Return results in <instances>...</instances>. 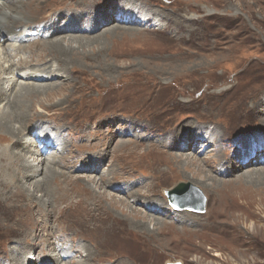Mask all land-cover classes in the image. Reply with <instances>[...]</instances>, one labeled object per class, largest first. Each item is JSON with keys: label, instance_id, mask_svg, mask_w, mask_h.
<instances>
[{"label": "rangeland", "instance_id": "1", "mask_svg": "<svg viewBox=\"0 0 264 264\" xmlns=\"http://www.w3.org/2000/svg\"><path fill=\"white\" fill-rule=\"evenodd\" d=\"M112 1L29 0L17 5L25 10L18 14L21 24L17 32L30 31L20 42L22 53L14 60L42 50L51 58H63L49 50L45 43L39 44L41 36H34L39 30L37 26V30L27 26L33 24L29 22L32 19H39L37 12L46 6H51L46 14L49 11L58 14L66 12V5L81 3L85 18L89 13L93 19L96 16L113 18L101 30L86 37L76 36L85 39L96 36L97 41L85 46V53L80 49L73 63H61L67 74L63 73V79H20L25 83L56 87L55 91L39 96L38 103L30 105L32 116L27 117H35V120L37 116H47L55 130L61 128L60 137L50 134L54 142L45 156L49 158L61 149V138L74 145V149H90L87 153L74 150L67 154L69 146H65L66 157L79 154L71 157L72 163L70 158L50 157L54 162L59 160L56 169L77 180L69 185L66 181L61 183L60 179L51 181L53 194L61 190L63 196V188L69 189V193L73 187L84 194L63 200L51 216L48 231L59 236L73 235L75 249H80L82 254L90 252L89 264H94L95 261L90 260L98 257L102 263L96 264H264V123L259 118L264 115V0ZM106 4L112 7L102 16ZM60 7L63 9L57 10ZM125 8L137 9L148 20L140 23L136 20L140 16L137 14L136 22L118 21ZM101 18L97 22H101ZM35 25L44 26L43 23ZM115 25L120 28L107 34ZM49 37L45 40L68 36ZM16 42L14 44L18 45ZM2 51L3 44L1 57ZM14 75L7 72L2 76ZM41 121H36L40 127L37 132L33 131L35 135L45 126ZM185 123L192 128L182 133L179 130ZM187 133L200 138L192 151L194 154L189 148L182 152L164 144L165 139L175 136L174 147L185 141ZM26 134L24 132L22 137L28 139ZM206 139L212 142L207 148ZM122 140L124 146L118 144ZM105 150L109 153H100ZM81 153L94 162L96 173L84 171L80 164L71 167ZM173 153L194 156L196 163L189 167L171 164L168 155ZM32 156L26 153L28 160H32ZM96 156L100 158L95 159ZM35 157L43 162L40 156ZM219 157L229 158L231 166L248 159L254 164L241 168L236 174L230 171L228 175H217L201 162L204 158ZM1 167L2 164L0 259L7 260L3 264H11L10 246L23 233L18 221L16 223L17 213L26 208L23 213L32 210L33 218L37 219L35 209L39 206H32L33 200L25 195L29 187L32 192L30 179L20 185L24 189L22 196L8 198L5 190L8 191L7 185L13 182L9 177L14 174L11 171L6 174ZM218 167L223 173V167ZM109 168L114 169L112 175L115 176L111 184L102 187L82 180L100 176L110 179L112 170L109 173ZM214 174L216 176L212 177ZM35 179H41V175ZM123 182L131 183L129 190H124L127 184ZM179 182L191 184L184 193H177L180 200L190 201L198 189L205 198L204 211L175 209L169 203L165 191L173 190ZM9 192L15 193L16 188L11 186ZM131 192L140 196L133 204ZM98 193H104L105 197H97ZM35 196L41 198V192H35ZM145 202H158L156 208L160 213L153 208L148 210ZM22 222H30L29 214ZM41 247H45V242L41 241L35 249L28 247L33 252L29 254L26 250L21 258L32 261L36 256L43 257ZM79 256L76 254L73 261L80 259ZM55 258L52 257V263Z\"/></svg>", "mask_w": 264, "mask_h": 264}, {"label": "bare ground", "instance_id": "2", "mask_svg": "<svg viewBox=\"0 0 264 264\" xmlns=\"http://www.w3.org/2000/svg\"><path fill=\"white\" fill-rule=\"evenodd\" d=\"M28 2H29V0H3V2L0 5V46L3 44L2 57L0 56V60L2 61V62H0V133H1V135H0V165L2 164L1 169L6 170V174L9 171H11V174H14L13 177H9V179H12L13 182H11V184L9 186L7 185L8 191L5 190V193H8V198L11 197V199L13 196H22V192L24 191V189L22 186L20 187V185L23 181L25 182L26 180L30 179L29 184L32 185V192H29V190H28V189H30V187H29L26 190L25 195H27L29 199L33 200L32 206L33 205L39 206L38 208L35 209V216L37 217L38 220L36 218H33L34 216H32L33 215L32 210L31 211L28 210V211H25V213H23L24 210L26 209L25 208L24 210L22 209L23 212L17 213L16 218H18V219L16 220V223L18 221V223H19L18 225L20 227H22L23 233H21L20 236L18 235L17 239L14 242V245L10 246L11 247L10 251L13 252V256H12V258L10 257L11 259L9 261L11 264H20V263L21 264H89L88 260L90 259V257H92V256H90L91 255L90 252L87 251V254H86V252L84 254H82L80 249L79 250L75 249L76 242L75 241L73 242V240H75L73 238V235L70 236L68 233H66V235L62 234L61 236H59V235H56L57 233H55V232L52 234L50 232L51 230L48 231L47 225L50 228V223H51L50 221H52L51 216H53L52 214L54 211H57L59 209V205L61 203H63L64 199H66V198L67 199L68 198L74 199L77 196L83 197V194H84V193L83 194L81 193L82 192L81 190L74 188V187L70 188L71 190L69 191V193H68L69 189L67 190V189L63 188L62 189L63 193H64L63 196H61L62 195L61 190L59 191L58 194H56V195L53 194L54 189L50 185L51 181H53V180L55 181L56 179H60L61 183L66 181V184L69 185V183L75 182L77 180H74L71 177V175L67 174V172L65 173V172H62V171H59L58 169H56L55 164H57L56 162L59 160L54 162L55 160H53V158L50 159V157L59 156L63 160V157L65 159L66 155L69 154L70 152L74 151V150L87 153V151L90 149H87V148H79V150L74 149V147H75L74 145H70L67 141H65L63 138H61V141L59 142V144L61 145V147H60L61 149L58 152H55V155H52V156L49 155L50 157L47 158L45 156V154H47L46 152H48L50 145L54 142V141L50 140V134L54 135L55 137H60L58 135L62 132V131H60L61 128L59 127L58 130H55L54 127L48 123V120L46 119L47 116H45L44 118H41V116H37V119H35V120H34L35 117H33L32 119L27 118V117L32 116L31 115L32 113H30V109H31L30 105L32 106L35 102L38 103L39 102L38 101L39 96L41 97L42 95H44L46 93L48 94L52 91H55L56 87H53V88L52 87H44V86L38 85L36 83H25V82L20 81V79L21 78L26 79L27 81H29V79H31L32 81H50V80H55L56 78H60L59 80L63 79V77H64L63 73L65 75H67V74H66L64 68L62 67L61 63L63 62V64H65V65H67L66 63H73V57L76 58L80 54V49L82 50V52L85 53V51H84L85 46H88L89 44L96 42L97 37L93 36V38H91L89 36V38H87V39H85L84 37H86L87 34L96 32L97 29H100L103 25L107 24L110 20L113 21V18L106 17L104 19V18H101V16L100 17L96 16V18L93 19L94 16H92V14H90V13L87 14L88 17L85 18L86 16L84 14L83 7H82L81 3H75L74 2V3H71L70 5H66L64 7L66 12L65 13H58V14H56V12L52 14V12H50V11L46 14V10L48 8H51V6H49V7L46 6L44 9H40L37 12L36 15L39 18L38 20L32 19L29 22H31L33 24H29L30 26L27 24L26 25L28 26V28H31L32 30L33 29L35 30L36 29L35 26H37V28H39V30L34 33V36L36 38L41 36L42 40L39 44L45 43V45H47L50 48L49 50L55 51L56 55H59V56L62 55L64 59L63 58L60 59L59 57L51 58L52 56L49 57L50 54L49 55L44 54L43 50H42V51H36L34 53L35 56H34V54L32 56L27 55V54L25 56H20V54H19L20 57L17 60H14V57L17 58L16 55H18L19 52L22 53V50H21L22 45L20 44V42L23 40V37L28 34L27 32L29 30L28 29L27 32H26V30H23L22 33L17 32V30H18V28H20L19 26L21 24L18 22V19H17V18H19L18 14L21 15L25 12V10L22 7L20 9V7H17V5L18 4L24 5ZM111 4H106L105 6H103L102 16L105 13L107 14V11L112 7ZM130 4H132V3H130ZM61 9H63V8L60 7L57 10H61ZM118 9H120V8H118ZM79 11H81V12L78 13ZM134 12L135 11L132 9L125 8L124 10H122V12H121L122 17L118 18V21L126 22V24L133 23L134 21L136 22V20H134ZM79 14H81V15H79ZM61 16L63 18H61ZM143 17H145V15H143ZM100 18H101V20H100L101 22H97L98 19H100ZM137 20H138V18H137ZM81 22L86 23L84 27H83L84 23L82 24V26L79 25ZM122 22H120V23H122ZM35 23H43L44 26L43 25H40V26L35 25ZM115 26L111 27V29H108L106 31V33L107 34H113L114 32L117 31L116 29L120 28V27H118V25H115ZM121 28H123V27H121ZM85 30H87V31H85ZM44 31L50 32L51 35H50V33L45 34ZM5 32L8 33V35L5 34ZM59 34H65L68 37L67 38L60 37L59 39L57 38L54 40L53 39L52 40L51 39L45 40L46 37H49V35H50L49 38H55V36H57ZM78 35L79 36L83 35L84 37H76ZM16 41L19 42L18 45L14 44V42H16ZM11 52H13V53H11ZM68 55H70V56H68ZM75 60H77V59H75ZM21 63H22V65H21ZM17 64H19L20 67H17L16 66ZM40 71H42L44 73H42V72L40 73ZM7 72L8 73L9 72L15 73V75L13 77H8V78L5 77L4 78L2 75L4 73H7ZM45 73H47V74H45ZM58 74H61V75H58ZM43 77H45V78L43 79ZM38 110H39V108H38ZM90 116H92V115H90ZM259 118L262 121V123H264V115L259 116ZM36 121H41V122L44 121V124H45V126H43L41 129H39L40 133H41L39 138L37 135H34L35 133H33V131H35V130L37 132L38 127H40V125H38L36 123ZM95 127H97L96 123H95ZM189 128H192V126L185 123V124H183V127H181L179 131L184 132V130H188ZM24 132L28 133V135L26 134L28 136V139L25 137H22V134H24ZM174 137L175 136H173L172 138L165 139L164 144L170 149L175 148V149H179V151H182V152L186 148H189L188 150L190 152H192L197 147L198 142H199L198 140L200 139L197 136L193 137V135L187 133V134H185V141L182 140V143H180V144L176 143V145L173 147L172 141L174 140ZM41 138H43V139H41ZM53 139H54V137H53ZM56 139H58V138H55V140ZM206 140H208V139H206ZM28 141L31 144L26 145L25 143ZM124 143H125V141H123V142L120 141L118 144H120L121 146H124ZM118 144H117V146H118ZM206 144H207L206 145V148H207V146L211 145L212 142L208 140V142L206 141ZM30 145H34V146L32 147ZM65 146H69V152L67 154H64ZM202 151H204V149ZM28 152L31 153V156H32V154L40 156L44 163L43 162L41 163V161L38 158H36L35 155L32 156V158H33L32 160H28V158H26V153H28ZM100 153H106V150H105V152L100 151ZM107 153H109V152H107ZM51 154H53V152H51ZM57 154H59V155H57ZM83 154L84 153H81L80 158H77L75 162H74L75 159L73 160L74 164L71 165V167H75L76 164L77 165L80 164V168L83 169L84 171H88L89 173L90 172L96 173L97 166L94 164V162L91 159L88 160V156H86V155L84 156ZM180 154L173 153L172 156L168 155L169 156L168 159L170 160L169 162H171V164L174 163L177 165H184L186 167H189L190 164L196 163V161H195L196 157H194V156L189 157L188 154L186 156L184 155V157H183ZM78 155L79 154H77L75 156H78ZM75 156L72 155V156H68L66 158L71 159V157L74 158ZM237 157H238V155L235 156V158H237ZM94 158L97 159L100 157L96 156ZM235 158H233V159H235ZM199 160H200V158H199ZM71 161H72V159L70 160V162ZM201 162L206 167H208V169H210L211 171H215L217 175H219V174L220 175H228V174H230V171L232 172V174H236L241 170V168H244V167L250 166L251 164L252 165L254 164L253 161L248 159V160L242 161L238 165H232L231 166V160H229V158L226 159L224 157H219L217 159H209V158L206 159V158H204L201 160ZM49 163H51V164H49ZM57 165H59V164H57ZM68 165H70V164H67V166ZM40 166H42L41 169H39ZM218 166H221V168L223 167V173H220ZM229 167L231 168V170L229 169ZM200 168H199V171L201 170ZM110 170H112L111 173H110ZM112 172H114V169L109 168L110 175H112ZM38 174L41 175V179H35ZM86 174H88V173H86ZM97 174L99 175V173H97ZM216 174H214L212 177H215ZM100 175H103V174H100ZM81 177H83V176H81ZM113 177H115V176L112 175L109 179L108 177L105 178L104 176H100L98 179H95V177H92V178H87V179H82V180H87V182L93 181V183H96V185H101L102 187H104L106 184L112 183L111 181L113 180ZM206 177H208V176H205V178ZM31 178H33L34 180H32ZM58 182H59V180H58ZM123 183L127 184L124 187V190L125 191L129 190V186L131 185V183L130 184L126 183V182H123ZM60 185H62V184H60ZM11 186L12 187L14 186L16 188L15 193L9 192V189L11 188ZM37 191L41 192V198H38L40 195L38 197L35 196V192H37ZM3 192H4V190H1V193H3ZM89 194H91V193H89ZM52 195H53V197H52ZM97 195H98L97 197H99V196L102 198L105 197L104 193H98ZM129 196L132 199V201L130 200L132 202L131 204L138 201L140 198V196H138L134 192H131V194ZM126 197H127L126 200L129 201L128 196H126ZM155 200L153 199V201H155ZM52 201L54 202V204H52ZM144 201H147V200H144ZM147 202H145V204H146L145 207L148 208V210H150V208H153V210H155L157 213H160L159 209L156 208V206H157L156 203H158V202L150 203V204ZM44 203H46V204H44ZM4 204H5V201H4ZM51 206H53V208ZM11 212H13V211H11ZM26 214H29L30 222L23 224L24 221L22 222V220L25 218ZM8 215L11 216L10 214H8ZM9 218L10 217H8V219ZM11 218H12V216H11ZM8 219H6V220H8ZM156 219H152V220H156ZM6 223H5V225H6ZM155 224H157V223H155ZM12 226H13V224H12ZM13 228H11V229H13ZM44 228H45V231H44ZM56 230H57V228H56ZM98 230L103 231L101 228H99ZM8 231H9V229H8ZM20 231H21V229H20ZM102 233H100V235H102ZM8 235H11V234L8 233ZM56 236H57V238L54 239ZM12 240H13V238H12ZM41 241L45 242V247L40 248L41 252L42 251H44V252L50 251L51 252L50 254L47 253V255H46L43 252V254H42L43 257L38 258V256H36V258L32 261H31V259H28V258H25V259L21 258L22 254H24V251L28 250L27 252H29V254H30L31 252H33L32 249H35L36 246H38V245L40 246ZM58 244H60V245H58ZM28 247H30L32 249H29ZM82 248H84V250H85V247H82ZM67 251H71V252L69 253ZM12 252H10V253H12ZM73 252H74V254L71 256V254ZM78 253L81 256V257L79 256L80 259H78L77 261H73V257H75L76 254H78ZM99 254H100V252H99ZM52 257L53 258L56 257L55 258L56 261H53V263H52ZM67 258H68V260L66 261ZM93 260L95 261L94 264L101 262L100 257H98L96 259H91L90 261H93ZM4 262H7V260L1 258L0 264H3Z\"/></svg>", "mask_w": 264, "mask_h": 264}, {"label": "water", "instance_id": "3", "mask_svg": "<svg viewBox=\"0 0 264 264\" xmlns=\"http://www.w3.org/2000/svg\"><path fill=\"white\" fill-rule=\"evenodd\" d=\"M190 185L191 184L188 182H179L173 190H167L165 193L168 201L175 209L187 208L202 212L205 208V198L202 196L198 189L197 194H194V196L192 195L190 201H181L179 196L177 195V193H184V189L186 187H189ZM167 264H179V262H171Z\"/></svg>", "mask_w": 264, "mask_h": 264}]
</instances>
